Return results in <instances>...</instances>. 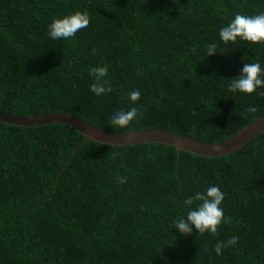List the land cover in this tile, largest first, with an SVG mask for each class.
<instances>
[{
	"label": "trees",
	"instance_id": "16d2710c",
	"mask_svg": "<svg viewBox=\"0 0 264 264\" xmlns=\"http://www.w3.org/2000/svg\"><path fill=\"white\" fill-rule=\"evenodd\" d=\"M76 11L89 13V26L52 39L53 18ZM262 12L264 0H0V111L71 113L109 133L162 129L222 144L264 117V87L228 90L245 63L264 69V44L224 43L219 31L235 14ZM211 43L217 53L207 57ZM105 64L112 91L98 97L89 69ZM132 107L140 116L128 128L112 124ZM84 141L65 125L0 123V264H264V133L213 158L95 141L73 156ZM212 185L225 193L218 234L192 225L182 235L184 200ZM234 236L217 255L216 243Z\"/></svg>",
	"mask_w": 264,
	"mask_h": 264
},
{
	"label": "clouds",
	"instance_id": "9594fccd",
	"mask_svg": "<svg viewBox=\"0 0 264 264\" xmlns=\"http://www.w3.org/2000/svg\"><path fill=\"white\" fill-rule=\"evenodd\" d=\"M90 24V16L87 11H76L72 14L63 16L62 18H53L48 25V35L52 39H69L76 36L77 32L85 29ZM219 36L224 43H235L237 38L255 44H264V12L249 16L244 14H235L234 19L219 31ZM217 45L215 43L206 46L207 57L217 53ZM193 52L196 47H193ZM242 75L230 79L228 90L230 92H241L253 94L257 88L264 87V79L261 78L264 69L260 63H245L242 68ZM89 72L94 76L95 80L90 86V91L96 96L106 95L112 91L111 85L105 79L109 74V66H96L89 69ZM130 100L135 103L140 97L139 90L129 92ZM255 106H249L247 112L255 114L257 112ZM140 116V111L136 107H132L128 111H118L113 114L111 122L114 126L120 128H128L133 121ZM117 183H127L126 176L116 177ZM225 199V193L221 189L212 185L204 192H196L192 196H188L184 200V205L187 207L186 218H179L175 223V228L184 236L191 235L194 225L198 230L199 235L210 232L213 235L218 234V227L224 222L225 215L221 207ZM197 204L195 208L192 206ZM239 241L238 236H234L228 241H218L215 245L214 251L217 255L222 254L226 247L236 245Z\"/></svg>",
	"mask_w": 264,
	"mask_h": 264
},
{
	"label": "water",
	"instance_id": "95a60500",
	"mask_svg": "<svg viewBox=\"0 0 264 264\" xmlns=\"http://www.w3.org/2000/svg\"><path fill=\"white\" fill-rule=\"evenodd\" d=\"M0 123L16 127H36L53 124L69 126L79 131L86 138V141L74 150L73 156L87 142L95 141L110 146H131L148 143L164 144L176 148L178 152L187 151L209 158L224 157L239 150L255 137L264 133V117L244 128L230 140L222 144L202 142L179 133L162 129L141 132L128 131L121 134L109 133L71 113L62 112L49 113L36 117H21L0 111Z\"/></svg>",
	"mask_w": 264,
	"mask_h": 264
}]
</instances>
